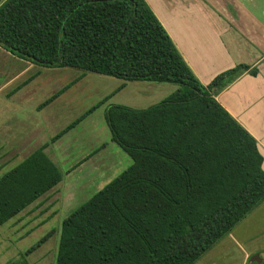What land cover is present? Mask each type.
I'll return each instance as SVG.
<instances>
[{
	"label": "trees",
	"instance_id": "16d2710c",
	"mask_svg": "<svg viewBox=\"0 0 264 264\" xmlns=\"http://www.w3.org/2000/svg\"><path fill=\"white\" fill-rule=\"evenodd\" d=\"M0 49L46 68L177 85L149 107L105 109L132 163L63 219L55 264H196L264 203L257 141L215 98L249 67L203 85L145 0H5ZM96 107L1 174L0 227L61 182L45 150ZM46 239L6 264H30Z\"/></svg>",
	"mask_w": 264,
	"mask_h": 264
},
{
	"label": "crops",
	"instance_id": "0c3cea01",
	"mask_svg": "<svg viewBox=\"0 0 264 264\" xmlns=\"http://www.w3.org/2000/svg\"><path fill=\"white\" fill-rule=\"evenodd\" d=\"M145 1L170 36L187 65L203 85H208L218 74L237 65L244 64L249 67L248 71H245L228 87L217 93L215 98L256 139L259 152L262 155V168L264 170V0ZM250 70H254L255 74H252ZM81 71L86 73L82 69ZM33 77L30 76L23 80L7 93H2L3 87L1 85L0 97L2 95L4 98L16 100L17 92L32 81ZM73 82H69L61 90L69 89ZM126 82L124 80L113 92L92 107L100 106L103 101L124 88ZM176 88L177 85L170 94ZM17 102L21 108L26 105L22 99ZM43 102L37 103L33 107L26 106L38 111L37 113L41 115L45 110L44 107L50 103L40 107ZM121 105L128 106L124 103ZM34 115L35 113L33 117H35ZM86 116L56 141L50 143L45 150L56 164H58L57 160L62 162L60 158L63 155L58 152L60 148L63 149L64 147L61 141ZM44 117L51 118V115L43 114ZM80 117L74 119L64 128ZM6 124L4 123L0 128V149L5 150L0 156L7 158L3 163L8 165L2 173L13 168L32 153L25 152L29 148L27 144L24 147L23 145L19 146L17 140L20 137L15 136L17 130L16 128L13 129V124L9 122V125L12 124L10 128ZM52 137L54 135L50 136L44 144L50 142ZM10 139L16 143L12 154H8L12 148H7L8 145L2 142L3 140L10 141ZM106 144L108 143L100 142L95 145L85 140L84 137L77 140L74 138L68 149L73 152V148L81 147L86 149V153H83L78 161L65 169V176L55 188L47 192L28 209L35 210L37 207L43 206L40 212L50 209L49 217L52 214L55 216L65 214L75 198L77 199L79 196L78 191L83 189V184H80V188L72 187L71 175L91 161L92 155L97 156L105 150ZM52 207L54 208L51 209ZM255 254H264V203L240 222L228 236L222 239L196 264H247L248 259Z\"/></svg>",
	"mask_w": 264,
	"mask_h": 264
},
{
	"label": "rangeland",
	"instance_id": "374dc122",
	"mask_svg": "<svg viewBox=\"0 0 264 264\" xmlns=\"http://www.w3.org/2000/svg\"><path fill=\"white\" fill-rule=\"evenodd\" d=\"M3 1L5 0H0V5ZM30 76H34L33 80L17 92L16 100L4 98L2 95L0 97V128L4 123L9 125L11 122L13 129L17 130H15L17 132L15 136L21 138L17 140L19 146L23 145L24 147L27 144L29 148L25 152L28 153L39 148L49 140L50 136H55L59 130L80 117L124 82L122 79L98 73L88 71L83 73L78 68L42 67L20 59L6 50H0L2 93L11 91ZM71 81L74 82L69 89L61 90ZM174 87L175 85L170 83L128 81L124 88L103 101L90 115H87L84 120L69 131L61 141L63 149L60 148L58 151L63 155L60 158L62 162L56 158L63 177L65 169H68L72 163L80 159L83 153H86V149L81 147L73 148V152L68 149L74 138L77 140L84 137L85 140L95 145L100 142L108 143L106 149L97 156L92 155L91 161L71 175L72 187L80 188V184H83V189L78 191L79 196L77 199L75 198L65 214L57 216L52 214L49 217L50 209L40 212L43 208L41 206L35 210L26 209L0 227V264L19 259L21 254L45 236L47 239L44 243L27 255L26 260L30 264H55L60 226L64 217H67L132 163L131 158L110 140V131L104 119L105 109L109 105L119 103L133 108H146L163 100ZM21 99L26 105L32 107L44 100H51L44 107L45 110L41 116L31 107L25 105L24 108H21L17 102ZM34 113L35 117H33ZM43 114H49L51 118H43ZM12 124L9 125V128ZM2 142L8 145L7 148H12L8 152V154H12L16 147L15 141L10 139V141L3 140ZM4 152L5 150L0 149V155ZM6 159V157L0 156V175L8 166L3 163Z\"/></svg>",
	"mask_w": 264,
	"mask_h": 264
},
{
	"label": "water",
	"instance_id": "95a60500",
	"mask_svg": "<svg viewBox=\"0 0 264 264\" xmlns=\"http://www.w3.org/2000/svg\"><path fill=\"white\" fill-rule=\"evenodd\" d=\"M254 260L260 263L262 260H264V254L253 255L252 257H250L249 262L254 261Z\"/></svg>",
	"mask_w": 264,
	"mask_h": 264
}]
</instances>
